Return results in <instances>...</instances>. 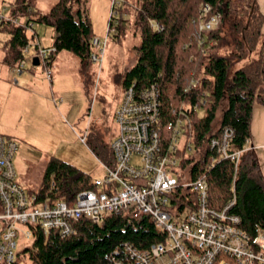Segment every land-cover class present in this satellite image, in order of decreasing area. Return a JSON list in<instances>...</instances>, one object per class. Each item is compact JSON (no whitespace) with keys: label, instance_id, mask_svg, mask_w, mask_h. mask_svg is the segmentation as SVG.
Wrapping results in <instances>:
<instances>
[{"label":"trees","instance_id":"1","mask_svg":"<svg viewBox=\"0 0 264 264\" xmlns=\"http://www.w3.org/2000/svg\"><path fill=\"white\" fill-rule=\"evenodd\" d=\"M89 1L58 0L45 13L38 7V0H3L10 18L54 27L52 45L57 50L52 62L59 52H72L79 57L84 74L96 51ZM203 5L210 8L205 18L216 12L222 14L221 23L209 31H200ZM113 9L116 14L111 25L114 36L119 37L126 31L129 8L125 0H113ZM135 22L141 35L139 56L124 75L123 88L156 84L161 92V123L167 132L168 122L174 117L173 107L182 100L193 105L185 127L194 150L205 156L195 162V153H190L182 165L193 164L199 172L206 168L208 157L214 154L208 136L218 134L220 110V127L235 131V148H248L253 137L254 106L264 104V13L258 0H139ZM0 34L9 36L7 63L19 65L34 35L4 17H0ZM193 80L196 86L187 90ZM98 142V148H105L104 161H110L112 147L103 139ZM208 177L212 206L223 207L234 196L235 188L237 199L232 212L241 216V226L251 235L257 226L264 227V174L254 149L243 152L235 179V166L230 160L216 162ZM94 180L84 169L52 156L39 190L42 197L49 193L51 198L72 204L78 192L94 187ZM161 237L146 216L132 218L121 212L100 223L81 219L76 233L70 236L38 231L32 244L11 264H108L109 255L125 241L146 247Z\"/></svg>","mask_w":264,"mask_h":264},{"label":"built area","instance_id":"2","mask_svg":"<svg viewBox=\"0 0 264 264\" xmlns=\"http://www.w3.org/2000/svg\"><path fill=\"white\" fill-rule=\"evenodd\" d=\"M6 11L7 5L0 0V17L27 27L34 35L15 71L22 73L27 61L37 56L52 80V55L57 48L42 45L35 22L12 19ZM209 11L208 5L202 6L200 31L221 23L218 12L205 18ZM115 14L113 9L105 40L93 39L101 54L115 31L111 25ZM99 55L95 51L93 60H99ZM196 84L193 80L187 90ZM161 106V92L154 83L125 90L116 111L113 156L103 161L105 172L95 178L94 187L78 192L72 204L51 198L49 193L42 197L39 189L31 191L21 182L14 161L19 144L15 138L0 134V264L14 263L22 245H31L38 231L70 236L81 219L100 223L121 212L132 218L148 217L162 237L146 247L125 241L109 255L108 264H264V227L257 226L251 235L241 226V216L232 212L235 188L234 196L223 207L212 206L208 177L216 162L230 160L235 179L242 154L251 147L236 149L234 129L220 127L217 135L208 136L214 154L208 157L206 168L199 172L193 164L183 166L190 153H195V162L205 156L194 150L185 127L193 105L182 100L173 107L168 132L162 127Z\"/></svg>","mask_w":264,"mask_h":264},{"label":"rangeland","instance_id":"3","mask_svg":"<svg viewBox=\"0 0 264 264\" xmlns=\"http://www.w3.org/2000/svg\"><path fill=\"white\" fill-rule=\"evenodd\" d=\"M57 1L38 0V7L47 13ZM125 1L129 8L125 33L116 37L111 32L104 54L96 47L100 58L92 61L87 74L82 73L79 57L66 50L52 63V81L42 65L33 66L30 60L25 74L18 76L20 84L14 82L15 73L8 67L0 68V133L17 140L19 150L14 161L19 178L33 190L40 188L42 169L52 156L65 159L94 178L105 172V148H98V141L103 139L111 146L116 136V111L125 92L123 77L137 61L141 43L135 22L139 0ZM112 5L113 0L89 1L95 35L103 41ZM37 30L45 43L52 41L54 27L39 24ZM0 35L5 39L6 34ZM218 116L217 129L222 110ZM29 245H22L21 251Z\"/></svg>","mask_w":264,"mask_h":264},{"label":"crops","instance_id":"4","mask_svg":"<svg viewBox=\"0 0 264 264\" xmlns=\"http://www.w3.org/2000/svg\"><path fill=\"white\" fill-rule=\"evenodd\" d=\"M259 2V5H260V8L262 10V12L264 13V0H258ZM90 8H89V15L91 17V13H90ZM92 20V18H91ZM93 23V21H92ZM39 24H36V31L38 33V36L40 38V41L42 43V45L44 46H50L53 44L54 42V38H55V34H54V37L52 39L51 42H47L45 43V41L42 40L41 38V35L40 33L38 32L37 30V26ZM94 27V25H93ZM263 30H264V25H263ZM49 32H47V36L50 35L48 34ZM0 39H1V44H0V68L1 70H4L5 67H8L12 72L15 73V76H14V82L16 84H20V79L18 76H23L25 74L24 70L22 73H17L15 71V68H16V65H10L9 63H7L6 61V58H7V51H6V42L9 40V36L6 35L5 39H3L0 35ZM34 51V49L32 50ZM33 53V52H32ZM57 57V56H56ZM56 57H54L53 59V62L55 61ZM30 60V59H29ZM28 60V61H29ZM27 61V63H28ZM33 64V59L30 60ZM52 62V63H53ZM27 63H26V66H27ZM18 66V65H17ZM33 66H37V65H34ZM26 68V67H25ZM15 79H17V81H15ZM48 79V78H47ZM49 80V79H48ZM49 81H52V80H49ZM27 84H30V83H27ZM1 134V133H0ZM252 134H253V137H252V141L251 143H249V147H251L252 149H254V151L257 153L258 155V158H259V162H260V166H261V170L264 174V104H260V103H256L255 106H254V110H253V118H252ZM5 135V134H3ZM9 137H13L11 135H8ZM14 138V137H13ZM58 157V156H57ZM61 158V157H60ZM50 159V158H49ZM49 159L46 161L45 163V166L43 167L42 169V172L44 173L45 171V168H46V165L49 161ZM63 159V158H62ZM65 160V159H64ZM82 169V168H81ZM18 171V170H17ZM34 175V174H33ZM33 175L31 178H29V181H31V179L33 178ZM41 180H42V177H41ZM39 179V181H41ZM39 181H37L36 183L39 184ZM41 185V184H40ZM28 188L31 189L28 185Z\"/></svg>","mask_w":264,"mask_h":264},{"label":"water","instance_id":"5","mask_svg":"<svg viewBox=\"0 0 264 264\" xmlns=\"http://www.w3.org/2000/svg\"><path fill=\"white\" fill-rule=\"evenodd\" d=\"M33 64L34 65H40V61H39V58L37 56L34 57Z\"/></svg>","mask_w":264,"mask_h":264},{"label":"bare ground","instance_id":"6","mask_svg":"<svg viewBox=\"0 0 264 264\" xmlns=\"http://www.w3.org/2000/svg\"><path fill=\"white\" fill-rule=\"evenodd\" d=\"M34 59V58H33Z\"/></svg>","mask_w":264,"mask_h":264}]
</instances>
